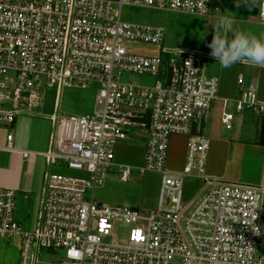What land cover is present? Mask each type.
<instances>
[{"label":"built area","instance_id":"2783aa9c","mask_svg":"<svg viewBox=\"0 0 264 264\" xmlns=\"http://www.w3.org/2000/svg\"><path fill=\"white\" fill-rule=\"evenodd\" d=\"M125 5L191 15L221 12L216 0H0V126L41 102L39 76L56 88L47 149L21 150L43 156L47 166L36 225L23 227L15 214L16 190L0 186V239L20 241V264L41 263L43 249L62 250L63 264H264V168L257 182L210 176V138L194 129L217 97V78L203 67L209 55L164 45V26L123 19ZM258 19L264 25L259 7ZM128 41L154 45L157 53L130 50ZM127 73L157 79L137 84ZM238 83L240 94L225 105L264 118L256 90L245 88L242 77ZM94 85L92 113L59 115L64 86ZM232 117V111L223 112L226 128ZM136 129L146 132V146L134 166L117 156V148ZM174 134L187 136L180 170L166 166ZM12 136L7 134L10 147ZM132 169L161 173L155 208L96 200L95 189L110 173L126 181ZM187 179L200 181L188 199ZM120 225L127 227L122 237L116 235Z\"/></svg>","mask_w":264,"mask_h":264},{"label":"rangeland","instance_id":"374dc122","mask_svg":"<svg viewBox=\"0 0 264 264\" xmlns=\"http://www.w3.org/2000/svg\"><path fill=\"white\" fill-rule=\"evenodd\" d=\"M238 2L239 0H216V4L220 7L221 12L218 14L212 13L210 16L170 13L125 5L122 8V18L138 23L161 24L166 30L164 45L199 50L209 55V57L204 59L203 66L205 74L208 75V71L215 66L213 61L208 59L212 56L210 54L211 49L207 45L213 38V25L217 22L216 18L225 15L233 17L234 31L247 32L249 28H253L250 31L251 34L259 35L261 32L264 34V25L259 23L249 24L247 22L249 19H258V7H253L249 10L243 3L237 7L236 4ZM228 37L229 39L232 38L231 32L228 33ZM126 46L130 50L147 55L155 54L158 50L154 45L134 41L126 42ZM124 77L137 84H153L157 79V77L150 74L139 73H127ZM36 84V91L41 95L42 100L28 113L32 116L29 129V147L43 151L47 149V140L51 129L48 116L53 112L56 88L47 87L43 76L37 78ZM96 94V85L87 88L64 86L59 94V115L92 113L95 109ZM6 131L5 126H0V143H8L5 137ZM172 136L169 146L172 143ZM145 137L146 132L144 130L136 129L135 136L121 142L117 148V156L123 162L134 166L140 165L143 159L142 149L146 146ZM169 148L166 166L170 169H176V152H172L171 148L170 150ZM46 170L47 166L44 157L41 155L36 156V178ZM51 170L58 169L51 168ZM74 174L87 176L77 171ZM160 180L161 173L153 170H146L142 174H139L137 169H132L130 178L126 181L121 180L119 174L116 172H112L108 175L105 182L95 189V198L104 204H125L142 211H149L157 206ZM199 185V180L187 179L185 182V198L188 199L193 196L198 190ZM88 192L91 194L92 190L89 188ZM39 203L40 192L26 195L18 193L16 195L15 214L25 229H32L36 225L37 213L40 207ZM126 230L127 227L120 225L116 235L122 237V234L124 235ZM39 254L42 258V262L39 264H63L65 261L62 250L53 252L43 249ZM20 262V241L12 238L0 239V264H20Z\"/></svg>","mask_w":264,"mask_h":264},{"label":"crops","instance_id":"0c3cea01","mask_svg":"<svg viewBox=\"0 0 264 264\" xmlns=\"http://www.w3.org/2000/svg\"><path fill=\"white\" fill-rule=\"evenodd\" d=\"M247 22L263 25L257 18L249 19ZM251 30L253 28H249L247 33ZM262 34L261 32L257 36ZM208 59L215 65L208 71L207 76L217 78V97L206 117L194 126V129H199L210 138L207 173L225 180L257 182L261 180L264 168V118L254 115L249 110L237 111L229 108L225 105V101L240 94L239 77L243 78L245 88L256 90L258 99L264 101V68L246 63H236L230 68H221L219 61L214 62L213 57ZM224 111L233 112L230 128H226L222 122ZM31 118V114H22L14 123L5 126L6 141L9 132H12L13 136L11 147L9 142L0 143V186L14 188L16 195L40 192L41 198L44 173L36 178L35 159L38 155L25 156L21 152V150L40 151L29 147ZM51 130L52 125L47 147ZM171 142L169 147L172 152H176L177 160L176 169L173 170H180L185 162L187 136L174 134ZM144 150L145 146L142 149L143 153ZM260 220L264 225V193Z\"/></svg>","mask_w":264,"mask_h":264},{"label":"clouds","instance_id":"9594fccd","mask_svg":"<svg viewBox=\"0 0 264 264\" xmlns=\"http://www.w3.org/2000/svg\"><path fill=\"white\" fill-rule=\"evenodd\" d=\"M243 3L249 10L260 8V15L264 17V3L258 0H239L237 7ZM213 25L214 34L207 45L211 49V56L219 61L221 68H230L236 63H246L264 68V34L257 36L244 31H234V18L221 16L216 18ZM232 33L229 39L228 33Z\"/></svg>","mask_w":264,"mask_h":264}]
</instances>
